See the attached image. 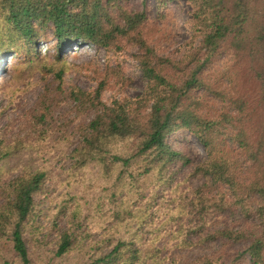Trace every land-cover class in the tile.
Instances as JSON below:
<instances>
[{
    "label": "trees",
    "instance_id": "1",
    "mask_svg": "<svg viewBox=\"0 0 264 264\" xmlns=\"http://www.w3.org/2000/svg\"><path fill=\"white\" fill-rule=\"evenodd\" d=\"M187 2L192 40L173 56L168 14L138 0H0V60L16 58L0 62V264H264V0ZM82 43L103 67L69 60ZM184 129L203 160L174 145Z\"/></svg>",
    "mask_w": 264,
    "mask_h": 264
},
{
    "label": "rangeland",
    "instance_id": "2",
    "mask_svg": "<svg viewBox=\"0 0 264 264\" xmlns=\"http://www.w3.org/2000/svg\"><path fill=\"white\" fill-rule=\"evenodd\" d=\"M143 7L146 8L148 14L155 18L158 13L162 12L168 14L167 20L162 22L163 30L166 32V39L160 40L159 45L163 47L161 52L165 54H171L173 56L182 55L187 48H189L190 41L192 40L193 31L192 25V6L187 0H172L169 1L166 6H160L157 0H138ZM52 41H41L43 50L47 48V44H51ZM67 57L69 60L78 63H86L91 60H95L101 67L104 66L107 60V53L103 47H100L91 43L73 44L67 49ZM230 58L228 55H224L220 58L219 65H224V62ZM16 58L12 55H8L0 60L4 65L11 64ZM125 67L127 73L133 78V81L128 89V93L131 96H136L143 90L145 81L142 77L141 71L137 66V62L130 56L125 57ZM5 76L0 70V83L2 77ZM8 76V75H7ZM73 80L85 89H91L94 86V81H91L84 75L75 76ZM241 92L249 99L251 107H254L256 100L257 84L253 80H249L244 76L241 81ZM40 89L31 90L25 95L28 105L32 106L37 99L38 91ZM114 95L113 91L106 93V99L110 100ZM10 107H5V99L0 93V126H2L7 118L6 115L10 112ZM16 112V111H15ZM11 112L10 114H15ZM172 141L176 147L183 144L190 150L191 155L195 161H201L206 157V148L204 144L188 129L177 132Z\"/></svg>",
    "mask_w": 264,
    "mask_h": 264
}]
</instances>
